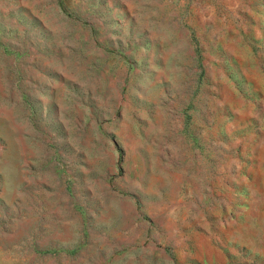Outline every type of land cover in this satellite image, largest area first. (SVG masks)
Wrapping results in <instances>:
<instances>
[{
  "label": "rangeland",
  "instance_id": "1",
  "mask_svg": "<svg viewBox=\"0 0 264 264\" xmlns=\"http://www.w3.org/2000/svg\"><path fill=\"white\" fill-rule=\"evenodd\" d=\"M0 264H264V0H0Z\"/></svg>",
  "mask_w": 264,
  "mask_h": 264
}]
</instances>
